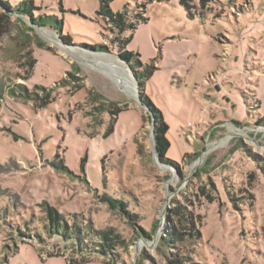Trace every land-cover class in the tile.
<instances>
[{"label": "rangeland", "instance_id": "obj_1", "mask_svg": "<svg viewBox=\"0 0 264 264\" xmlns=\"http://www.w3.org/2000/svg\"><path fill=\"white\" fill-rule=\"evenodd\" d=\"M182 1L193 17L180 0H32L41 25L0 3V264H264V0ZM48 211L105 231L111 255L49 236ZM172 230L196 236L165 244Z\"/></svg>", "mask_w": 264, "mask_h": 264}, {"label": "trees", "instance_id": "obj_2", "mask_svg": "<svg viewBox=\"0 0 264 264\" xmlns=\"http://www.w3.org/2000/svg\"><path fill=\"white\" fill-rule=\"evenodd\" d=\"M190 2H193V0H189ZM201 4L204 3L205 0H199ZM32 0H20L15 4V0H0V3L5 4V6H8L9 3L13 5L12 10L15 12L19 13L20 15H23L25 17H31L35 25H41L39 24L40 21H43L46 19V16H40L34 14V9L35 5L31 4ZM181 4L184 5L186 9L187 16L193 17L194 14L189 10V6H187L182 0H180ZM104 8V9H103ZM100 11H104L107 15L111 17L112 20L119 21L120 19V14H123V12H117L113 13L109 9H107L105 6L101 5L100 6ZM51 16V15H50ZM56 22V28L59 29L60 27V21L55 20ZM127 29V28H126ZM131 38V35H130ZM85 48H89L92 50L98 49V50H105V46L99 44L98 46L95 45H83ZM136 53H134L131 50H127L126 47L124 46L119 52L118 56L124 60L125 62L128 63L130 68L134 67V64H139L138 58L134 60ZM134 63V64H133ZM135 73L137 70H133ZM145 71H147L145 69ZM139 75L141 78L145 77L144 74L139 72ZM21 87V86H19ZM143 90V89H142ZM13 90H10L12 92ZM18 94H22V92H17ZM142 97L143 101L148 107L149 111L151 112L152 116L158 120V124L155 127V146L156 150L161 158V161L173 166H178L177 162L167 156V151L170 147V142L166 136L167 131H168V125L166 122L162 119V115L159 111V109L152 103V101L149 99V97L144 93V90L142 91ZM256 123L258 124H263L264 125V115H260L258 119L256 120ZM107 202L113 206V207H120L122 205V202L119 200H114L111 198L106 199ZM178 213H180L178 211ZM50 219L48 220L49 224L46 227L47 233L49 236L51 235H58L61 237L63 240H69L72 242L73 245H75L76 251L82 254H102V255H111V245L113 239L108 236V234L105 231H87V228H81L77 223L73 222L68 226L63 218V216H55L51 217L52 213L48 211L47 214ZM59 217L61 219L59 220ZM61 221V222H60ZM157 227V224H155L153 227L150 228V233L154 232ZM188 236L194 235L196 236L195 233H189L187 234ZM186 234H180L174 230H172L166 238H164V243L168 244L171 242V240L177 239V238H184L187 236ZM145 237L148 235L144 234ZM187 236V237H188ZM113 259V258H112ZM84 258H82L83 262Z\"/></svg>", "mask_w": 264, "mask_h": 264}, {"label": "bare ground", "instance_id": "obj_3", "mask_svg": "<svg viewBox=\"0 0 264 264\" xmlns=\"http://www.w3.org/2000/svg\"><path fill=\"white\" fill-rule=\"evenodd\" d=\"M110 64H111V63H110ZM111 67H112V66H111ZM111 67H110V68H111ZM111 69H112V68H111ZM120 69H121V68H120ZM113 71H114V70H113ZM115 71H116V70H115ZM113 73H114V72H113ZM124 73H125V72H124ZM106 76H107V75H106ZM110 76H111V75H110ZM112 76H113V75H112ZM120 76H121V75H120ZM130 77H131V76H130ZM130 77L128 78V79H129L128 81H126V82H124V83H123V81H122V83L125 84L124 86H125V87H128V89H133V88H132V85H130V84H131V78H130ZM119 79H120V78H119ZM122 79H123V78H122ZM120 80H121V79H120Z\"/></svg>", "mask_w": 264, "mask_h": 264}]
</instances>
